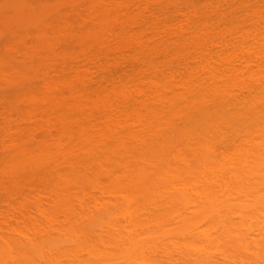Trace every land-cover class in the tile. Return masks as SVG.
<instances>
[{"label": "bare ground", "instance_id": "obj_1", "mask_svg": "<svg viewBox=\"0 0 264 264\" xmlns=\"http://www.w3.org/2000/svg\"><path fill=\"white\" fill-rule=\"evenodd\" d=\"M0 264H264V0H0Z\"/></svg>", "mask_w": 264, "mask_h": 264}]
</instances>
